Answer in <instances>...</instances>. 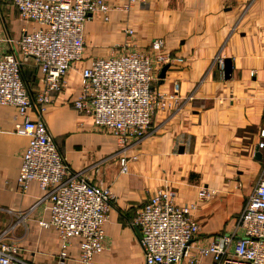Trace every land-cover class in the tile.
<instances>
[{
    "label": "crops",
    "instance_id": "1",
    "mask_svg": "<svg viewBox=\"0 0 264 264\" xmlns=\"http://www.w3.org/2000/svg\"><path fill=\"white\" fill-rule=\"evenodd\" d=\"M109 20L101 15L85 25L86 51L68 76V87L52 93L44 119L71 168L115 196L104 226L105 251L92 264H146L133 220L159 190L175 194L179 205L196 204L193 218L200 238L234 231L264 169V0H107ZM39 26L22 21L11 0H0V56L17 50L8 40ZM135 31L134 43L146 49L160 39L170 66L154 73L153 88L179 98L178 106L158 110L148 136L119 155L117 139L98 130L94 120L73 107L81 90V72L97 58H109L114 48ZM230 59L226 79L218 60ZM23 77L31 93L42 88L36 63L23 60ZM34 121V110L29 112ZM22 122L16 109L0 105V236L14 240L21 259L32 264H61L62 242L48 221L50 204L31 183L18 184L29 138L15 132ZM260 154V155H259ZM261 156V157H259ZM259 158V159H258ZM126 160L128 171H122ZM207 188L212 196L198 198ZM63 264L80 261V241L74 239ZM203 264H211L205 260Z\"/></svg>",
    "mask_w": 264,
    "mask_h": 264
},
{
    "label": "built area",
    "instance_id": "2",
    "mask_svg": "<svg viewBox=\"0 0 264 264\" xmlns=\"http://www.w3.org/2000/svg\"><path fill=\"white\" fill-rule=\"evenodd\" d=\"M22 21L39 26L24 31L19 40H8L17 50L0 56V105L16 109L22 122L15 132L29 138L22 158L19 186L28 190L39 185L48 202L50 219L40 226L55 228L62 242L61 264L70 242L80 241V261L92 264L105 251L104 226L115 196L109 188L93 184L74 171L62 155L44 119L52 103L51 94L68 87V76L85 51V25L96 15L109 20L112 6L107 0H11ZM129 6L144 0H127ZM127 41L109 58H97L81 72V90L74 109L94 120L95 127L117 139L119 155L148 136L158 110L178 106L179 98L153 88L154 73L170 63L164 41L154 40L146 49L134 43L135 31H126ZM32 59L42 76V88L31 93L23 77V60ZM224 69V61L218 60ZM34 110L36 120L29 117ZM261 136L264 137V131ZM264 142L259 143V149ZM122 171H128L126 160ZM212 196L207 188L200 200ZM196 204L179 205L168 190H159L136 212L133 226L139 233L146 264H264V169L239 216L234 231L210 239L200 238L193 218ZM0 236V264H32L20 258L14 240Z\"/></svg>",
    "mask_w": 264,
    "mask_h": 264
},
{
    "label": "water",
    "instance_id": "3",
    "mask_svg": "<svg viewBox=\"0 0 264 264\" xmlns=\"http://www.w3.org/2000/svg\"><path fill=\"white\" fill-rule=\"evenodd\" d=\"M170 66H165L161 72L160 78L164 79L166 76L167 71L169 70ZM233 71V64L232 61L230 59H227L224 61V73H225V77L226 79H229V77L231 76ZM260 155V154H259ZM261 157V156H259ZM259 159V158H258Z\"/></svg>",
    "mask_w": 264,
    "mask_h": 264
}]
</instances>
